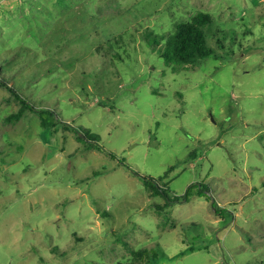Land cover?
<instances>
[{"label":"rangeland","instance_id":"rangeland-1","mask_svg":"<svg viewBox=\"0 0 264 264\" xmlns=\"http://www.w3.org/2000/svg\"><path fill=\"white\" fill-rule=\"evenodd\" d=\"M0 77V264H264V0H0Z\"/></svg>","mask_w":264,"mask_h":264},{"label":"trees","instance_id":"trees-1","mask_svg":"<svg viewBox=\"0 0 264 264\" xmlns=\"http://www.w3.org/2000/svg\"><path fill=\"white\" fill-rule=\"evenodd\" d=\"M212 18L210 14L203 12L197 13L189 22L179 23L176 25L174 32L168 36L165 41L164 48L162 51L163 57L169 62H175L179 66L193 65L202 59L208 58L215 55V50L207 44V31L211 26ZM228 32H220V36L224 37ZM232 35V32H231ZM7 81V80H6ZM0 77V85L6 86ZM10 92L21 104L20 110L17 114L12 115L16 118L20 115L24 109H28L30 112L36 113L41 119V125L43 128L54 127L60 122L55 117V113L48 109H36L31 103L25 98L19 95L15 90L10 89ZM58 118V117H57ZM79 137V133L76 132ZM80 138V137H79ZM124 160H122V163ZM143 183L150 187L157 194H163V190H160L157 182H154V178L147 176L142 177ZM208 189L204 184V181L191 183L185 190V193L181 197H176L175 200L184 198L189 200L193 194L206 197L207 200L212 198L207 195ZM215 208L216 214L224 216V210L217 207L216 202L212 203ZM155 251V250H154ZM150 249H143L139 253V262L137 264H152L157 258V253ZM159 251V250H158ZM134 264V263H130Z\"/></svg>","mask_w":264,"mask_h":264}]
</instances>
